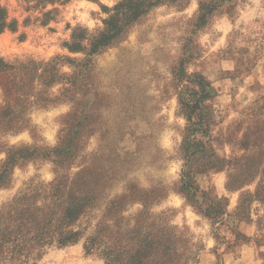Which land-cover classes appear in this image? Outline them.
Instances as JSON below:
<instances>
[{
    "label": "rangeland",
    "instance_id": "rangeland-1",
    "mask_svg": "<svg viewBox=\"0 0 264 264\" xmlns=\"http://www.w3.org/2000/svg\"><path fill=\"white\" fill-rule=\"evenodd\" d=\"M122 1L0 0L19 22L0 35V58L22 68L0 70V209L54 181L51 151L65 142L61 176L113 183L123 170L102 195L125 201L89 220L102 222L103 257L82 239L35 264H264V0L216 10L208 4L219 0H159L99 54L67 49L76 29L103 31ZM57 57L51 84L35 67ZM202 85L213 123L191 161L200 191L189 202L179 191L188 127L180 98ZM204 201L215 221L200 212Z\"/></svg>",
    "mask_w": 264,
    "mask_h": 264
},
{
    "label": "trees",
    "instance_id": "trees-1",
    "mask_svg": "<svg viewBox=\"0 0 264 264\" xmlns=\"http://www.w3.org/2000/svg\"><path fill=\"white\" fill-rule=\"evenodd\" d=\"M47 4H55L56 0H36ZM230 0H219L216 4H208V9L216 10L220 3ZM159 0L141 8L134 0H124L110 12L112 15L104 20V30L93 37L87 31L78 28L72 35V41L66 45L71 53H83L87 57L99 54L111 46L123 33L124 29L138 20L152 7L157 6ZM205 18V14L201 17ZM19 22L11 19L7 8L0 6V35L6 31L18 32ZM57 57L54 60L37 65V73L42 69L49 83H54L57 77ZM90 59H88V62ZM17 66V65H16ZM15 65L6 64L0 58V70H21ZM20 66V65H19ZM211 97L206 85L200 90L180 98V104L185 111L188 121L186 135L180 147L184 166L180 176L179 191L185 195L189 202H197L199 187L196 181V169L191 161L204 146L200 137L210 134L213 123L212 116L205 106V101ZM69 150L64 144L51 151L58 160L55 164L56 178L48 186H41L20 192L12 200L5 203L0 209V264H35L48 249L63 248L85 239V250L100 258L104 256V242L102 238V222L98 220L95 225L89 222L92 214L100 211L102 214L119 209L125 201V196H117L106 202L103 190L107 184H117L126 177L124 171L115 172L116 178L111 183L110 178L82 176L70 178L60 175L63 169L64 153ZM52 155H48L51 159ZM106 179V180H105ZM112 179V178H111ZM6 180L5 174H0V188ZM127 187L133 189L134 184ZM147 200V198H146ZM132 204L133 199H126ZM205 201L200 204V212L210 220L215 221L218 214L213 213V206ZM86 222V223H85ZM116 262V258L110 259ZM141 264V262H139Z\"/></svg>",
    "mask_w": 264,
    "mask_h": 264
}]
</instances>
